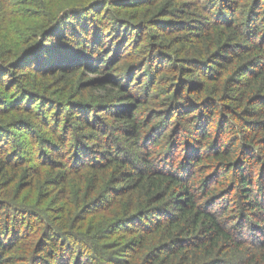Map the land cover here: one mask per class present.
I'll use <instances>...</instances> for the list:
<instances>
[{"label":"trees","instance_id":"16d2710c","mask_svg":"<svg viewBox=\"0 0 264 264\" xmlns=\"http://www.w3.org/2000/svg\"><path fill=\"white\" fill-rule=\"evenodd\" d=\"M0 264H264V0H0Z\"/></svg>","mask_w":264,"mask_h":264}]
</instances>
